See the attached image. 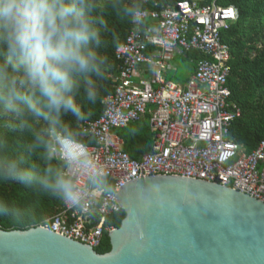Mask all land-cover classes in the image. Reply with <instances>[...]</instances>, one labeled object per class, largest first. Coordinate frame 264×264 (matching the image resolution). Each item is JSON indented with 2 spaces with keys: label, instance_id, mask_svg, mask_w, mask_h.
Returning <instances> with one entry per match:
<instances>
[{
  "label": "built area",
  "instance_id": "built-area-1",
  "mask_svg": "<svg viewBox=\"0 0 264 264\" xmlns=\"http://www.w3.org/2000/svg\"><path fill=\"white\" fill-rule=\"evenodd\" d=\"M148 0H144L147 2ZM179 2L162 11L140 10L133 30L117 48V75H110L115 92L104 100V114L86 121L81 132L95 139L85 145L69 138L70 150L87 152L104 168L106 178L115 182L113 192L95 188L88 173L78 165H69V154L60 147L55 157L67 163L65 175L73 179L85 196L86 210L69 206L34 228H42L97 249L104 237L116 231L106 221L123 208L116 202L120 188L130 181L149 176H175L205 181L229 188L264 203V140L252 152L231 141L232 124L242 116L232 101L230 48L221 32L237 20L234 7L223 8L216 1ZM151 21L154 27L142 28ZM149 48L156 50L155 59ZM183 56L198 52L204 59L193 62L195 70L184 84L161 83L155 87L145 77L147 69L162 72L169 52ZM150 116L154 134L151 153L133 159L124 151V142L116 134ZM95 215L99 221L95 223ZM3 229L0 227V230Z\"/></svg>",
  "mask_w": 264,
  "mask_h": 264
},
{
  "label": "trees",
  "instance_id": "trees-1",
  "mask_svg": "<svg viewBox=\"0 0 264 264\" xmlns=\"http://www.w3.org/2000/svg\"><path fill=\"white\" fill-rule=\"evenodd\" d=\"M183 1L191 0H92L94 7L91 15L101 36L97 51L106 58L101 65L102 76H93L98 96L93 103L78 95L77 100L84 118L77 120L68 115L55 133L85 145H96L95 139L84 135L80 126L86 121L99 119L105 111V98L115 92L116 84L110 75H117L119 72L116 50L138 28V23L133 21L128 11H162ZM213 1L223 8L234 7L237 12V20L229 29L221 32L222 41L228 45L232 55L229 78L232 101L242 110L241 118L232 124L230 139L242 145L246 152H252L264 140V0H207L206 4ZM141 26L154 27L156 24L145 21ZM152 50L154 48H149V55ZM186 57L193 62L205 58L198 52L188 53ZM3 59L0 55V62ZM193 68L195 70V65ZM48 127L47 121L32 116L26 110L14 111L0 105V157L24 160L27 162L25 167H31L36 174H40L47 166L59 168L65 173L67 163L55 158L46 160L44 147L35 144L37 134L45 133ZM116 134L124 142V151L133 159H140L153 150L155 139L148 115L141 122L118 130ZM48 138L44 136V139ZM93 186L109 193L114 191L115 182L107 178L105 187ZM5 205L9 212L4 215L0 211V227L9 231H25L37 227L65 208L63 200L39 186H29L0 177V207ZM125 218L123 210L120 214L109 217L106 225L120 228ZM93 219L97 223L99 216L95 215ZM96 250L100 255L111 251L108 235Z\"/></svg>",
  "mask_w": 264,
  "mask_h": 264
},
{
  "label": "water",
  "instance_id": "water-1",
  "mask_svg": "<svg viewBox=\"0 0 264 264\" xmlns=\"http://www.w3.org/2000/svg\"><path fill=\"white\" fill-rule=\"evenodd\" d=\"M126 218L97 250L42 228L0 230V264H264V203L223 186L149 176L122 186Z\"/></svg>",
  "mask_w": 264,
  "mask_h": 264
},
{
  "label": "clouds",
  "instance_id": "clouds-1",
  "mask_svg": "<svg viewBox=\"0 0 264 264\" xmlns=\"http://www.w3.org/2000/svg\"><path fill=\"white\" fill-rule=\"evenodd\" d=\"M93 7L92 0H0V55L4 57L0 62V105L26 110L47 121V131L35 138V144L44 147V158L51 161L62 146L69 153L65 157L69 165H78L94 185L105 187L107 178L101 165L87 152L70 150L65 138L50 135L68 115L84 118L78 95L88 102L97 99L93 76H102L106 58L97 51L101 36L91 15ZM128 14L134 22L142 15L131 10ZM26 163L0 157V177L39 186L66 205L86 210L82 189L61 169L47 166L36 174ZM0 211L8 215L9 208L5 205Z\"/></svg>",
  "mask_w": 264,
  "mask_h": 264
},
{
  "label": "crops",
  "instance_id": "crops-1",
  "mask_svg": "<svg viewBox=\"0 0 264 264\" xmlns=\"http://www.w3.org/2000/svg\"><path fill=\"white\" fill-rule=\"evenodd\" d=\"M156 50H152L150 56L155 59ZM187 55L183 56L181 53L169 52V59L165 62L162 72L158 74V68L147 69L144 73L145 77L151 79L155 87H159L161 83H175L184 84L193 74V62L187 59ZM185 65V67H184Z\"/></svg>",
  "mask_w": 264,
  "mask_h": 264
},
{
  "label": "rangeland",
  "instance_id": "rangeland-1",
  "mask_svg": "<svg viewBox=\"0 0 264 264\" xmlns=\"http://www.w3.org/2000/svg\"><path fill=\"white\" fill-rule=\"evenodd\" d=\"M184 67H185V65H184Z\"/></svg>",
  "mask_w": 264,
  "mask_h": 264
}]
</instances>
